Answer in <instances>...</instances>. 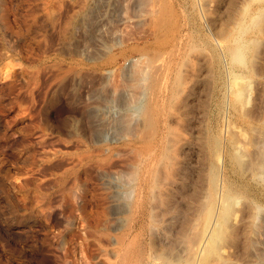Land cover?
<instances>
[{
    "label": "rangeland",
    "instance_id": "1",
    "mask_svg": "<svg viewBox=\"0 0 264 264\" xmlns=\"http://www.w3.org/2000/svg\"><path fill=\"white\" fill-rule=\"evenodd\" d=\"M154 2L0 0V264L115 263L110 236L140 181L126 260L140 248L141 264L164 251L172 264H264V0H174L159 19L172 27ZM151 95L153 144L139 134ZM223 191L226 227L201 255L204 205L215 196V227Z\"/></svg>",
    "mask_w": 264,
    "mask_h": 264
},
{
    "label": "bare ground",
    "instance_id": "2",
    "mask_svg": "<svg viewBox=\"0 0 264 264\" xmlns=\"http://www.w3.org/2000/svg\"><path fill=\"white\" fill-rule=\"evenodd\" d=\"M153 1V0H152ZM174 0H155V2H154V7H155V9H156V13H157V11H158V15H157V17L155 18L156 19V22L158 21L159 23H165V22H160V17L162 18V20H166V18L168 19V17H169V15L170 14H167V12L169 11L170 13H171V8L173 7V4L175 3V2H173ZM178 2V1H177ZM153 3V2H152ZM179 3V2H178ZM177 3V4H178ZM176 4V5H177ZM153 5H152V8H154L153 7ZM180 6V5H179ZM179 6H177V7H179ZM171 7V8H170ZM175 7V6H174ZM174 9V8H173ZM171 10V11H170ZM179 10V9H178ZM178 10H176V11H178ZM152 11H153V9H152ZM155 11V10H154ZM153 11V12H154ZM174 12V11H173ZM156 13H151V14H154V15H156ZM176 14H178L177 12H176ZM160 15V16H159ZM165 15H167L168 17H166L165 19H164V17H165ZM173 15H175L174 13H173ZM163 16V17H162ZM159 17V18H158ZM173 17H175V16H172V18ZM151 18H153V20H154V17H151ZM158 18V19H157ZM169 18H171V17H169ZM176 19V18H175ZM174 19V20H175ZM178 19H179V17H178ZM173 20V19H172ZM172 20L170 21V22H172ZM152 21V20H151ZM155 21V20H154ZM176 21V20H175ZM179 21V20H178ZM169 20L167 21V24L166 25H168L169 23ZM174 22V21H173ZM176 23V22H175ZM153 25V24H152ZM151 25V26H152ZM154 25H156V24H154ZM153 25V26H154ZM166 25H164V26H166ZM170 25V24H169ZM173 25H174V23H173ZM178 25V24H177ZM158 26L159 25H157L156 26V28L154 27V29H157L158 28ZM171 27H172V25H170ZM176 26V25H175ZM162 28H163V26H161ZM168 27V26H167ZM161 28V29H162ZM165 28V27H164ZM175 28H177V27H175ZM152 30H153V28H152ZM172 30H173V28H172ZM179 30V29H178ZM177 30V31H178ZM160 31V29H158V32ZM169 31H170V29H169ZM156 31L154 30V33H155ZM157 33V32H156ZM170 33H174V32H170ZM176 33V32H175ZM153 34V33H152ZM172 34H170V36L172 37H170L169 36V38H171V39H174V37L172 36ZM178 34H179V31H178ZM177 35V34H176ZM155 36V35H154ZM154 36H153V38H154ZM177 37V36H176ZM165 38V37H164ZM180 38V37H179ZM154 39H156V41H157V37L156 38H154ZM153 39V40H154ZM159 39V38H158ZM163 40V39H162ZM162 40H159L160 42L162 41ZM168 40H170V39H168ZM177 40H179L178 38H177ZM158 41V42H159ZM176 41V40H175ZM165 42V44H166V40L165 41H163V43ZM172 42V41H171ZM174 42V41H173ZM152 43H153V41H152ZM162 43V44H163ZM168 43V42H167ZM176 43V42H175ZM175 43L174 44H171V43H169V45H170V52L173 50V48H175V46L177 45H175ZM155 44V46H157L158 44H156V43H154ZM160 44L161 43H159V45H158V47L160 46ZM148 45V44H147ZM149 45H150V43H149ZM152 45V44H151ZM150 45V46H151ZM178 45H179V43H178ZM153 46V45H152ZM163 47H164V45H162ZM161 46V47H162ZM166 46V45H165ZM177 48H175V49H178V46H176ZM174 49V50H175ZM147 50H148V48H147ZM168 50V51H169ZM142 51V50H141ZM144 51V50H143ZM145 51H146V49H145ZM144 51V52H145ZM149 51V50H148ZM150 51H152V50H150ZM167 51V53H169ZM177 51V50H176ZM146 53V52H145ZM154 53V52H153ZM160 53V52H159ZM162 53V52H161ZM160 53V54H161ZM172 54H173V51L171 52ZM238 54H240L239 52H238ZM169 55H170V53H169ZM240 56V55H239ZM162 58H164V57H162ZM161 58V59H162ZM166 58H168V56L166 57ZM166 61V60H165ZM168 61V60H167ZM166 61V62H167ZM163 63V62H162ZM160 64V63H159ZM161 65V64H160ZM162 68V67H161ZM165 68V67H164ZM158 70H159V68H158ZM156 71V70H155ZM160 73V72H159ZM155 74V73H154ZM162 74V73H161ZM160 75V74H159ZM154 76V75H153ZM157 77V76H156ZM166 77V76H165ZM150 79H151V77H150ZM157 79V78H156ZM155 80V79H154ZM154 80H152V81H154ZM207 80V79H206ZM155 82V84L157 83L156 82V80L154 81ZM150 83V82H149ZM154 84V83H153ZM152 84V85H153ZM150 85H151V83H150ZM150 86V87H153V88H155L154 86ZM157 85V84H156ZM155 85V86H156ZM159 85H161V84H159ZM208 86V85H207ZM157 87V86H156ZM152 89V88H151ZM240 89V88H239ZM156 90L158 91L159 89H157L156 88ZM150 91V90H149ZM152 91V90H151ZM156 91V92H157ZM239 91H241V90H239ZM152 92H155V91H152ZM150 93V92H149ZM159 93V92H158ZM154 94V93H153ZM160 94V93H159ZM155 95V94H154ZM154 95L152 96H150V98H148V100L146 99V103L144 104V106H143V108H142V112H141V126L142 127H140V128H142L140 131H142V132H139V134H140V136H141V138L142 139H148V140H150L151 141V139H154V135H156L155 133L157 132V131H155V128H156V125H154V118H155V110L156 109H158V107L156 108V106L157 105H159V104H155V99H158V98H156V96L154 97ZM157 97H160V96H157ZM155 98V99H154ZM158 103V102H157ZM160 110V109H159ZM156 112H157V110H156ZM157 117V116H156ZM155 120H156V118H155ZM155 131V132H154ZM71 132H69V134H70ZM96 133V132H95ZM158 133V132H157ZM160 133H162V132H160ZM159 133V135H161ZM72 134H74V136L75 135H77L76 133H72ZM167 134V133H166ZM93 135V134H92ZM69 136H71V135H69ZM157 136V135H156ZM139 137V136H138ZM158 137V136H157ZM78 138H79V136H78ZM136 138H137V136H136ZM141 138H138V139H141ZM156 138V137H155ZM159 138H161V137H159ZM162 138H164V137H162ZM135 139V138H134ZM165 139V138H164ZM157 140V139H156ZM96 141V140H95ZM138 141V140H137ZM134 142V141H133ZM152 142V141H151ZM150 142V143H151ZM96 143H98V141H96L95 142V144ZM137 143V142H136ZM148 143V142H147ZM150 143H148V144H150ZM154 142H152V144H153ZM156 143V142H155ZM161 143V142H160ZM163 143V142H162ZM127 144V143H126ZM129 144V143H128ZM139 144L141 145V143L139 142ZM142 144H145V147H144V145L142 146L143 148H144V150L143 151H145V154H146V160H148V159H150L149 157V155H151V151H150V147H147V148H149V150L146 148V142L145 143H142ZM157 144V143H156ZM96 145H98V144H96ZM103 145V144H102ZM136 145V144H135ZM159 145V144H158ZM162 145V144H161ZM138 146V145H137ZM151 146V148H152V145H150ZM97 147H99V146H97ZM105 147L106 148H108L109 146H106L105 145ZM141 147V148H142ZM102 148H104V147H102ZM110 148H111V146H110ZM113 148V147H112ZM111 148V149H112ZM139 148V147H138ZM137 148V149H138ZM93 149V148H92ZM100 149V148H99ZM133 149V148H132ZM131 149V150H132ZM154 149V148H153ZM89 150V149H88ZM157 150V149H156ZM102 151V150H101ZM104 152H105V149L103 150ZM107 151V150H106ZM133 151V150H132ZM135 151H137V150H135ZM134 151V152H135ZM154 151V153H155V150H153ZM92 152V151H91ZM137 152H139V150L137 151ZM140 152H142V150L140 151ZM89 153V152H88ZM108 153V152H107ZM136 153V152H135ZM154 153H152V156L154 155ZM109 154V153H108ZM142 155L144 154V153H141ZM144 154V155H145ZM156 154V153H155ZM90 155V154H89ZM97 155V154H96ZM105 155V154H104ZM88 156V155H87ZM136 156V158L138 159V155L136 154L135 155ZM92 157V156H91ZM96 157V156H95ZM98 157V156H97ZM103 155L101 156V159H99V158H97V159H99V160H101V161H103ZM139 157H141V156H139ZM93 158V157H92ZM106 158V157H105ZM104 158V159H105ZM143 158V157H142ZM141 158V159H142ZM87 159V158H86ZM152 159V158H151ZM150 159V160H151ZM157 159V158H156ZM154 160V161H158V160ZM160 159H162V158H160ZM90 160V159H89ZM93 160V159H92ZM80 161V160H79ZM136 162L135 163H137L138 161L137 160H135ZM139 161H140V158H139ZM95 162H97L96 160H95ZM141 162H144V160H142ZM140 162V163H141ZM79 163V162H78ZM97 163H99V162H97ZM135 163H133L134 165H135ZM146 163V162H145ZM151 163H152V160H151ZM150 163V165L151 166H153V164H151ZM162 163V162H161ZM158 165L160 164V162H158L157 163ZM156 164V165H157ZM163 164V163H162ZM93 165H95V164H93ZM147 165V164H146ZM155 165V164H154ZM92 166V165H91ZM162 165H160V167H161ZM134 167V166H133ZM141 167V166H140ZM143 167V166H142ZM164 167V166H163ZM139 168V167H138ZM147 167H144V169H146ZM156 168V167H155ZM148 169H149V167H148ZM136 170H137V168H136ZM135 170V171H136ZM147 170V169H146ZM150 170V171H149ZM149 170H147V171H149L148 173H150L151 172V168L149 169ZM138 171V170H137ZM137 171L135 172V174H138L137 173ZM141 171H143V169L141 170ZM142 173V172H141ZM143 173H145L146 174V171L145 172H143ZM133 174H134V172H133ZM140 174V173H139ZM138 174V175H139ZM145 174H143V175H145ZM190 174V173H189ZM147 175V174H146ZM139 177H140V175H139ZM146 178V177H145ZM189 178V177H188ZM138 179V178H137ZM141 179H142V177H141ZM144 179V178H143ZM145 180V179H144ZM199 180V179H198ZM147 181V180H146ZM192 181H194V180H192ZM132 182H134V180L132 181ZM136 182H137V180H135V184H136ZM139 182V181H138ZM137 182V183H138ZM195 182V181H194ZM146 183V182H145ZM198 183V182H197ZM196 184V183H195ZM143 185L141 184V181L138 183V185H136L135 186V189H133L134 190V193L133 192H131L132 191V189H129V192H131L132 194H134V197H131L130 199H131V201H128V203H126L125 205H124V208L126 209L125 210V212H124V215H123V217H122V219L124 218V223H125V225H124V223H121V224H123V226H124V228L122 229L121 227V231L119 232V233H117V234H114V229H111V231H114L112 234L111 233H107V234H109V236H110V234L111 235H113V236H107V235H104V236H106V239H107V237H109L110 238V240H111V244H112V247H110V248H112V250H114L113 251V253H114V256H115V258H116V260H115V263H113L112 261H110L109 260V264H111V262L113 263V264H141V263H143V254L144 253H142V249H140V248H138V246H137V248L139 249H137V252H136V255L135 256H133V258H132V256H131V260H126L127 258H125V255L127 254V251L129 250H127V248H126V245H127V243H126V236L127 235H129V232L130 231H132V229L135 227V225H137L138 223V218H140V217H142L143 215H144V211L143 210H145L144 209V202H143V200H142V195H141V192L143 191ZM147 187V186H146ZM64 190V189H63ZM131 190V191H130ZM194 190V189H193ZM229 190V189H228ZM231 190V189H230ZM200 191V190H199ZM212 191V190H211ZM67 192V191H66ZM193 192V191H192ZM224 192V194H222V196H221V201L219 202V203H221L222 202V204H221V208H219V212H218V216H217V214H216V216H217V219H216V223H217V225L214 223V226L215 227H213L212 225V227H210V228H208L209 227V219H210V216H212L213 214V208L216 206H214V201H213V199H215L214 197L215 196H212L211 194L212 193H210L209 195H211L210 196V198H209V196H208V198L210 199L209 201L207 200V205H204L205 206V208H204V206L202 207V209L204 208V210H203V225L201 226L202 227V230L203 231H206V230H210L211 229V231H208V233L209 232H211V233H209V236H208V234L206 235V237H207V240L205 239H202V235H201V237H199V238H197V239H195V240H191L192 242V247H195V245L200 249V253L202 252L203 254H205L206 253V255H210V254H215L214 253V251H216L217 249H218V240H219V235H220V233L222 232V230H223V227H224V224H225V222H226V217H227V215H228V213L230 214V212H229V200L231 199V198H234L233 197V195H230V194H228V193H225V191H223ZM227 192V191H226ZM74 193V192H73ZM195 193V195H196V193H198V192H194ZM201 193V192H200ZM233 193V192H232ZM143 194V193H142ZM192 194V193H191ZM109 195V194H108ZM161 195V194H160ZM194 195V196H195ZM207 195H208V193H207ZM213 195H215V194H213ZM235 195V194H234ZM133 196V195H132ZM74 197V196H73ZM110 197V196H109ZM158 197V196H157ZM206 197V196H205ZM213 197V198H212ZM152 198V197H151ZM145 199H146V197H145ZM194 199V198H193ZM207 199V198H206ZM148 200V199H147ZM153 200V199H152ZM152 200H150V201H152ZM191 200V199H190ZM197 200V199H196ZM234 200V199H233ZM147 202V201H146ZM206 202V201H205ZM216 202V201H215ZM156 203H158V201L156 200ZM189 203V202H188ZM190 204V203H189ZM205 204V203H204ZM231 204V203H230ZM79 205V204H78ZM77 205V206H78ZM147 205V204H146ZM153 205V204H152ZM157 206V205H156ZM190 206H191V204H190ZM190 206H188V207H190ZM150 207V206H149ZM192 207V206H191ZM194 207V206H193ZM218 207V206H217ZM231 207V206H230ZM123 208V209H124ZM146 208V207H145ZM189 209V208H188ZM197 209V208H196ZM202 209H201V211H202ZM77 210V209H76ZM231 210V209H230ZM190 211V210H189ZM193 211V210H192ZM191 211V212H192ZM215 211H217V210H215ZM105 212V211H104ZM104 212H103V214H104ZM146 212V211H145ZM198 212V211H197ZM51 213V212H50ZM194 213V212H193ZM102 214V215H103ZM123 214V213H122ZM200 214V213H199ZM83 215V214H82ZM105 215V214H104ZM201 215V214H200ZM78 216V215H77ZM150 216V215H149ZM84 217H86L85 215H84ZM88 217V216H87ZM86 217V218H87ZM144 218V217H143ZM85 219V218H84ZM79 219L80 220V225H81V227L83 228V229H86V230H88V227H89V223H88V221H86L87 219ZM212 219V218H211ZM140 220V219H139ZM92 221H93V219H92ZM149 221V220H148ZM211 221V220H210ZM90 222V221H89ZM94 222V221H93ZM93 222L91 223V225L90 226H92V224H93ZM97 222V221H96ZM96 222H94V224L96 223ZM99 222V221H98ZM143 222V221H142ZM227 223V222H226ZM97 224V223H96ZM146 224H147V222H146ZM226 225V224H225ZM97 226H99V225H97ZM142 226H144V225H142ZM151 226V225H150ZM94 227V229L96 228V229H99L98 227H95V226H93ZM92 227V228H93ZM226 227V226H225ZM224 227V228H225ZM107 228V227H106ZM119 228V227H118ZM119 228V229H120ZM139 228V227H138ZM142 228V227H141ZM150 228V227H149ZM149 228H148V230H149ZM208 228V229H207ZM91 229V228H90ZM103 229V228H102ZM105 229V228H104ZM118 229V230H119ZM144 229V228H143ZM142 229V230H143ZM85 230V231H86ZM92 230V229H91ZM201 230V229H200ZM199 230V231H200ZM98 231V230H97ZM144 231V230H143ZM142 231V232H143ZM146 231V230H145ZM99 232H102V231H99ZM99 232H96V234H98ZM107 231H105V233H106ZM118 232V231H117ZM105 233H103V234H105ZM116 233V232H115ZM96 234H95V236H96ZM101 234V233H100ZM99 234V235H100ZM139 234V233H138ZM143 234V233H142ZM200 232H199V236H200ZM98 235V236H99ZM140 235V234H139ZM103 236V237H104ZM131 236V235H130ZM80 238V237H79ZM140 238V237H139ZM148 238V237H147ZM82 239V240H81ZM80 239V246H83V248H84V245L87 243H85V241H86V239L84 240V238H81ZM105 239V238H104ZM105 239V240H106ZM149 239V238H148ZM152 239V238H151ZM192 239V238H191ZM108 240V239H107ZM109 240V241H110ZM129 240V239H128ZM141 240V239H140ZM139 240V241H140ZM137 241V240H136ZM138 241V242H139ZM250 241V240H249ZM252 241V240H251ZM250 241V242H251ZM143 242V241H142ZM142 242H139V243H142ZM147 242H149V240H147ZM151 242V241H150ZM255 242V241H254ZM85 243V244H84ZM108 243H110V242H108ZM152 243H153V241H152ZM196 243V244H195ZM79 244V243H78ZM110 244V245H111ZM251 244V243H250ZM250 244H249V246H250ZM255 244V243H254ZM99 245H101V244H99ZM106 245V244H105ZM109 245V246H110ZM150 245H152V244H150ZM154 245V244H153ZM252 245V244H251ZM79 246V247H80ZM87 246V245H86ZM129 245H127V247H128ZM106 247V246H105ZM144 247V246H143ZM73 248H74V246H73ZM72 248V249H73ZM99 248V247H98ZM97 248V249H98ZM101 248V247H100ZM129 248V247H128ZM134 248V247H133ZM141 248H142V246H141ZM75 249V248H74ZM80 249H82V247H80ZM136 249V248H135ZM134 249V250H135ZM168 249V248H167ZM198 249V250H199ZM83 250H85V249H83ZM110 250V249H109ZM111 250V251H112ZM133 250V249H132ZM132 250L130 251V252H132ZM191 250V249H190ZM193 250V249H192ZM195 250H196V247H195ZM194 250V251H195ZM86 251V250H85ZM85 251H84V253L83 254H85ZM93 251V250H92ZM98 251V250H97ZM100 251V250H99ZM98 251V252H99ZM105 251H107V250H105ZM104 251V252H105ZM193 251V252H194ZM102 252V251H101ZM108 252V251H107ZM166 251H164V254L165 255H163V253H162V255H160V253L158 254V255H155V257H153V260H158V263L157 264H172V261H171V259H170V257H167V253L169 252H167V253H165ZM193 252H192V255H193ZM217 252V251H216ZM87 253H88V251H87ZM111 254H112V252H110ZM109 253V254H110ZM201 253V255H203ZM83 254H81V255H83ZM130 254V253H129ZM132 254V253H131ZM152 254H154V253H152ZM191 254V253H190ZM93 255V254H92ZM113 255V254H112ZM145 255V254H144ZM149 255H150V253H149ZM148 255V256H149ZM175 255V254H174ZM201 255H199V256H201ZM205 255V256H206ZM80 256V255H79ZM85 255H83V258H85L84 257ZM88 256V255H87ZM89 256H90V252H89ZM129 256V255H128ZM145 256H147V255H145ZM144 256V257H145ZM154 256V255H153ZM168 256H170L169 254H168ZM177 256V255H176ZM213 256V255H212ZM93 257V256H92ZM105 257H106V255H105ZM150 257V256H149ZM202 257V256H201ZM219 257V256H218ZM82 258V259H83ZM112 258V257H111ZM147 258V257H146ZM154 258H157V259H154ZM170 260H169V259ZM179 258V257H178ZM220 258V257H219ZM94 259H96V257L94 258ZM110 259V258H109ZM147 259H149V258H147ZM152 259V258H151ZM174 259V258H173ZM107 260V259H106ZM105 260V261H106ZM113 260V259H112ZM198 260V259H197ZM200 260V259H199ZM202 260V259H201ZM200 260V262H201V264L203 263L204 264V262H206V259H205V261L204 262H202ZM108 261V260H107ZM147 261V260H146ZM68 262V261H67ZM145 262V261H144ZM174 262V261H173ZM198 262V261H197ZM196 262V259H195V256L193 257V256H189V258H188V260H187V262H186V264H195V263H197ZM66 263V262H65ZM105 263H108V262H105ZM207 263V262H206ZM66 264H68V263H66ZM146 264H147V262H146ZM177 264V263H176ZM198 264V263H197Z\"/></svg>",
    "mask_w": 264,
    "mask_h": 264
}]
</instances>
